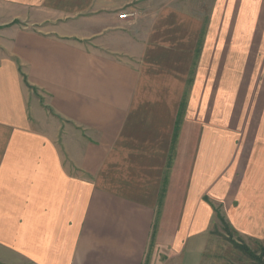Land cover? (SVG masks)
<instances>
[{"label":"crops","instance_id":"1","mask_svg":"<svg viewBox=\"0 0 264 264\" xmlns=\"http://www.w3.org/2000/svg\"><path fill=\"white\" fill-rule=\"evenodd\" d=\"M222 220L264 241V0H0V264H203Z\"/></svg>","mask_w":264,"mask_h":264},{"label":"rangeland","instance_id":"2","mask_svg":"<svg viewBox=\"0 0 264 264\" xmlns=\"http://www.w3.org/2000/svg\"><path fill=\"white\" fill-rule=\"evenodd\" d=\"M222 233L215 235L216 241L212 242L204 254L203 264H261L258 259H254L248 254L244 253L239 247H236L230 238L237 241L238 244H243L249 247L252 251L260 255L261 245L264 241L243 240V238L236 234L226 221L221 222ZM153 247L150 248L146 259L147 264L151 262V254ZM264 260V257H262ZM262 261V260H261Z\"/></svg>","mask_w":264,"mask_h":264},{"label":"trees","instance_id":"3","mask_svg":"<svg viewBox=\"0 0 264 264\" xmlns=\"http://www.w3.org/2000/svg\"><path fill=\"white\" fill-rule=\"evenodd\" d=\"M230 240L233 241L234 245L236 247H239L244 253L248 254L249 256H251L254 259H258L261 264H264V260L262 259V257H264V243L261 245V250H260V255L257 256V254H255L254 251H252L249 247H247L246 245L243 244H238L237 241H234L233 238H230ZM262 260V261H261Z\"/></svg>","mask_w":264,"mask_h":264},{"label":"built area","instance_id":"4","mask_svg":"<svg viewBox=\"0 0 264 264\" xmlns=\"http://www.w3.org/2000/svg\"><path fill=\"white\" fill-rule=\"evenodd\" d=\"M136 15V12H128L127 10H124L123 12L119 13L120 19H128L130 17H133Z\"/></svg>","mask_w":264,"mask_h":264}]
</instances>
